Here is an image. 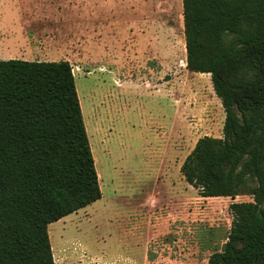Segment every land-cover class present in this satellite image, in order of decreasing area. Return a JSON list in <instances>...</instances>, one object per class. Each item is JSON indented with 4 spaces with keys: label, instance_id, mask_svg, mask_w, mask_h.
<instances>
[{
    "label": "rangeland",
    "instance_id": "374dc122",
    "mask_svg": "<svg viewBox=\"0 0 264 264\" xmlns=\"http://www.w3.org/2000/svg\"><path fill=\"white\" fill-rule=\"evenodd\" d=\"M7 4L14 24L29 19L10 36L34 39L0 45V59L69 61L99 176V199L48 224L54 263L207 264L229 204L252 196L203 197L180 172L224 122L210 74L185 67L182 0H0V11Z\"/></svg>",
    "mask_w": 264,
    "mask_h": 264
},
{
    "label": "trees",
    "instance_id": "16d2710c",
    "mask_svg": "<svg viewBox=\"0 0 264 264\" xmlns=\"http://www.w3.org/2000/svg\"><path fill=\"white\" fill-rule=\"evenodd\" d=\"M185 67L210 74L222 135L180 165L203 197L231 202L207 264H264V0H182ZM101 197L68 60L0 59V264H55L48 224Z\"/></svg>",
    "mask_w": 264,
    "mask_h": 264
},
{
    "label": "crops",
    "instance_id": "0c3cea01",
    "mask_svg": "<svg viewBox=\"0 0 264 264\" xmlns=\"http://www.w3.org/2000/svg\"><path fill=\"white\" fill-rule=\"evenodd\" d=\"M11 8H12V6L7 4V10L5 11V9H4V11L3 10L0 11V29H4V31H5L4 32L5 34L0 35V45L7 46L8 42H10L11 45H15L18 42H20L22 44H29L32 41V39H34V35L28 36L24 33H21L22 35H20L19 38L14 37V36H10L9 32H10L11 25L14 29H16V27L18 26V28H20V30H23L26 28L25 26L29 22V19L23 20L21 18V19H18L17 22L14 24L12 22V10H11ZM3 14H4V16H3ZM7 31H8V33H7ZM33 32H35V31H33ZM36 60H40V59H36ZM132 262L137 263V261H132Z\"/></svg>",
    "mask_w": 264,
    "mask_h": 264
},
{
    "label": "bare ground",
    "instance_id": "6f19581e",
    "mask_svg": "<svg viewBox=\"0 0 264 264\" xmlns=\"http://www.w3.org/2000/svg\"><path fill=\"white\" fill-rule=\"evenodd\" d=\"M95 161V160H94ZM96 162V161H95ZM94 162V163H95ZM96 165V164H95ZM99 177V176H98ZM52 249V248H51ZM55 251V250H54ZM53 259L55 260V252H54V254H53Z\"/></svg>",
    "mask_w": 264,
    "mask_h": 264
}]
</instances>
